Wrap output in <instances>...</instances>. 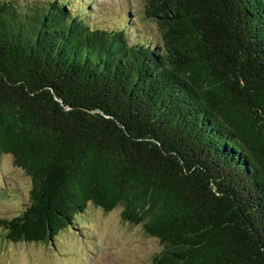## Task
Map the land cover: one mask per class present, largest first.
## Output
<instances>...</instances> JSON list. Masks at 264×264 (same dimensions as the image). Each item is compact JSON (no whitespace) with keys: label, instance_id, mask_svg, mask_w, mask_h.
I'll return each mask as SVG.
<instances>
[{"label":"trees","instance_id":"obj_1","mask_svg":"<svg viewBox=\"0 0 264 264\" xmlns=\"http://www.w3.org/2000/svg\"><path fill=\"white\" fill-rule=\"evenodd\" d=\"M141 1L151 42L82 2L0 0V165L30 179L0 229L58 251L120 208L153 264H264V0Z\"/></svg>","mask_w":264,"mask_h":264},{"label":"rangeland","instance_id":"obj_2","mask_svg":"<svg viewBox=\"0 0 264 264\" xmlns=\"http://www.w3.org/2000/svg\"><path fill=\"white\" fill-rule=\"evenodd\" d=\"M16 2L25 9L31 3H36V0ZM67 2L74 3L71 6L74 12L79 8L77 2H82L81 7L84 9L80 14L94 26L112 29L129 24L128 32L141 34L142 40L147 35L148 42H151V35L157 31L154 24L143 19L141 0ZM126 13L130 14L129 18ZM2 187L11 192L0 199V220L16 216L29 199L30 179L14 166L9 155L2 157L0 165V189ZM15 194L18 195L17 200L12 198ZM120 212V208L105 213L88 206L76 219L79 234L75 235L71 230L62 233L56 243L58 251L50 246L43 248L33 243H9L0 229V264H153L152 257L161 250V246L155 239L147 237L141 226L125 223Z\"/></svg>","mask_w":264,"mask_h":264}]
</instances>
